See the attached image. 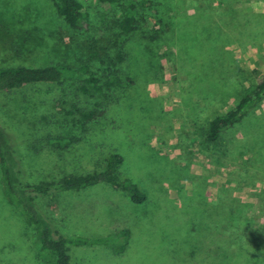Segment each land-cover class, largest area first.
<instances>
[{
    "label": "rangeland",
    "instance_id": "rangeland-1",
    "mask_svg": "<svg viewBox=\"0 0 264 264\" xmlns=\"http://www.w3.org/2000/svg\"><path fill=\"white\" fill-rule=\"evenodd\" d=\"M81 1L97 13L96 0ZM170 1L159 11L167 31L159 56L130 43L133 83L111 91L116 102L105 117L86 132L71 118L53 121L54 138L77 144L49 146L35 102L45 98L57 111L64 89L78 91L70 82L39 84L32 106L13 97L0 109L24 183L101 171L117 154L121 175L146 194L136 205L126 192L99 184L39 198L41 212L64 236L97 240L130 230L122 252L71 246L72 264H222L220 245L229 251L225 264H264V102L217 142L207 141L210 122L264 74V1L215 0L212 9L210 0ZM86 50L52 0H0V66L78 67ZM80 94L74 96L87 102ZM22 106L29 107L23 114ZM40 248L6 195L0 165V264H51Z\"/></svg>",
    "mask_w": 264,
    "mask_h": 264
},
{
    "label": "trees",
    "instance_id": "trees-1",
    "mask_svg": "<svg viewBox=\"0 0 264 264\" xmlns=\"http://www.w3.org/2000/svg\"><path fill=\"white\" fill-rule=\"evenodd\" d=\"M54 9L68 26L72 38L86 46V61L81 66L74 67L56 64L46 67L0 66V109L6 110L7 100L23 99L24 105L32 106L31 98L39 95V84L63 86L70 82L78 91L71 89V95L66 89L54 105H45V98L35 100L40 110H43L39 121L48 145L57 150L67 149L80 139L52 136L51 128L55 118L65 125L69 118L75 128L86 132L89 125L105 117L108 106L116 102L111 91L123 88L133 83L129 77V62L131 59L130 43L138 41L155 57L164 45L163 38L167 31L162 26L163 18L159 11L167 7L165 1L170 0H96L97 13L93 14L81 0H52ZM215 0H210L212 9ZM264 1V0H261ZM165 4L164 8L163 5ZM171 4V3H170ZM149 24H152L150 27ZM179 38V37H178ZM38 84V85H37ZM74 87V88H75ZM79 92V93H78ZM83 95L87 102L80 100ZM15 97V98H13ZM27 99V101L25 100ZM94 100L93 103H88ZM264 102V74L257 77L252 89L244 94L228 112L217 115L209 124L207 131L208 143H215L222 134L242 123L249 113ZM70 111H66V105ZM63 106L65 108H63ZM28 111V106H22ZM54 110V112H52ZM14 112V111H11ZM18 113V114H20ZM11 117V116H10ZM0 119V165L7 197L15 204L24 216L27 224L37 235L41 245L39 257L51 264H72L71 246L104 245L114 250H125L130 241V230L124 229L110 234L108 237L93 240L86 237H68L62 235L51 226L38 207L37 201L43 196L57 192L79 191L99 184H109L126 192L131 201L142 204L146 194L131 179L120 173L123 158L113 154L105 168L86 175H67L60 179L28 184L21 180L20 163L17 152ZM51 135V137H50ZM220 245L218 260L228 262V252Z\"/></svg>",
    "mask_w": 264,
    "mask_h": 264
}]
</instances>
